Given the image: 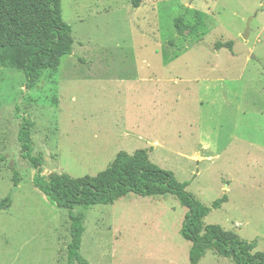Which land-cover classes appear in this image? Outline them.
<instances>
[{
	"label": "rangeland",
	"instance_id": "1",
	"mask_svg": "<svg viewBox=\"0 0 264 264\" xmlns=\"http://www.w3.org/2000/svg\"><path fill=\"white\" fill-rule=\"evenodd\" d=\"M61 9L75 42L56 70L27 90L23 71L0 68V201L13 169L21 175L0 212V264H68L71 241L69 212L37 189L22 156L18 107L34 122L45 178L95 177L120 152L147 149L204 205L227 194L206 224L264 253V0H62ZM229 42L232 51L217 48ZM187 213L174 195L94 206L81 252L91 264H190ZM199 264L234 262L208 251Z\"/></svg>",
	"mask_w": 264,
	"mask_h": 264
},
{
	"label": "trees",
	"instance_id": "2",
	"mask_svg": "<svg viewBox=\"0 0 264 264\" xmlns=\"http://www.w3.org/2000/svg\"><path fill=\"white\" fill-rule=\"evenodd\" d=\"M62 0H0V68L15 67L24 72L26 89L34 88L44 73L56 70L63 57L73 53V29L62 17ZM144 0H133L139 8ZM181 20L176 23L178 31ZM233 49V42L218 44L217 48ZM21 119L18 141L24 159L38 170L34 185L49 202L69 212L71 221L68 244V264H91L82 254L86 232V212L98 205H111L134 194L140 197L174 195L188 209L181 236L192 243L190 264H199L208 251L231 259L234 264H264V253L256 251L254 243L241 239L234 231L220 225H208L205 219L212 210H218L229 201L225 194L212 207L204 205L187 188L190 182H181L175 173L162 169L150 159L149 150L133 154L120 152L112 164L97 176L72 178L67 174L42 175L43 158L34 155L32 129L34 122L17 108ZM6 161L5 157L0 162ZM14 188L0 201V212L13 205V195L21 182L14 168ZM81 211L76 213V209Z\"/></svg>",
	"mask_w": 264,
	"mask_h": 264
},
{
	"label": "water",
	"instance_id": "3",
	"mask_svg": "<svg viewBox=\"0 0 264 264\" xmlns=\"http://www.w3.org/2000/svg\"><path fill=\"white\" fill-rule=\"evenodd\" d=\"M249 31H250V25L248 24V29H247V32H246L245 38H248V37H249Z\"/></svg>",
	"mask_w": 264,
	"mask_h": 264
},
{
	"label": "crops",
	"instance_id": "4",
	"mask_svg": "<svg viewBox=\"0 0 264 264\" xmlns=\"http://www.w3.org/2000/svg\"><path fill=\"white\" fill-rule=\"evenodd\" d=\"M214 252V251H213ZM216 253V252H215ZM217 254V253H216ZM201 262V261H200Z\"/></svg>",
	"mask_w": 264,
	"mask_h": 264
}]
</instances>
